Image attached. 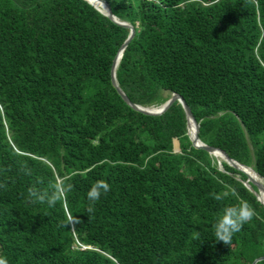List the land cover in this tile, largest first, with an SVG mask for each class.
Returning a JSON list of instances; mask_svg holds the SVG:
<instances>
[{
  "label": "trees",
  "instance_id": "trees-1",
  "mask_svg": "<svg viewBox=\"0 0 264 264\" xmlns=\"http://www.w3.org/2000/svg\"><path fill=\"white\" fill-rule=\"evenodd\" d=\"M107 1L136 29L116 70L131 101L182 95L200 139L264 177V0ZM129 34L88 0H0V256L252 264L264 256L257 186L193 145L180 101L152 115L122 98L111 70ZM61 177L73 185L67 200L40 203ZM101 179L110 191L90 214L87 191ZM229 187L259 218L225 244L213 224L235 200L213 197Z\"/></svg>",
  "mask_w": 264,
  "mask_h": 264
},
{
  "label": "clouds",
  "instance_id": "clouds-1",
  "mask_svg": "<svg viewBox=\"0 0 264 264\" xmlns=\"http://www.w3.org/2000/svg\"><path fill=\"white\" fill-rule=\"evenodd\" d=\"M193 2H195V0H193ZM173 94H176V92ZM188 133L190 136L189 126ZM70 179V177H61L56 179L52 185V191L48 194L41 195L39 197V202L46 203L49 207H55L58 202L66 201L67 195L73 187V185L68 182ZM109 191L110 184L103 179L97 180L94 184H92L90 189L87 191L88 206L86 211L90 214L93 213L96 202L100 200L103 194H107ZM29 193L32 196L37 195V193L31 189H29ZM229 196L234 198L235 203L224 204L215 223L213 224L214 237L225 244L231 243L233 235L239 232L244 224L251 222L254 217L259 218L256 209L252 206V204L247 199L241 197L237 190L233 187H229L228 190L215 194L213 198L217 201H223ZM0 264H8L7 258L0 256Z\"/></svg>",
  "mask_w": 264,
  "mask_h": 264
},
{
  "label": "water",
  "instance_id": "water-1",
  "mask_svg": "<svg viewBox=\"0 0 264 264\" xmlns=\"http://www.w3.org/2000/svg\"><path fill=\"white\" fill-rule=\"evenodd\" d=\"M88 1L90 3H92L93 5H95L92 2V0H88ZM98 1H100L103 4L105 9L102 10L95 5L96 8H98L101 12H103L107 16H109L114 22L121 24L125 27H128L130 29V34H129L128 38L126 39V41L123 43V45L119 49V52L120 51L124 52V50L126 49L128 44L131 42V40L135 36V33H136L135 27L127 21H121V20L117 19V17L113 14L112 7L108 3L107 0H98ZM119 52L115 56L114 61H113V65H112V70H111L112 82H113L114 86L116 87L118 93L122 96V98L130 106H132L134 109L141 111L143 113H146V114L160 115V114L164 113L176 100H179L185 109V112L187 115V120H188V126L190 125L191 122L194 123V126H195L194 127L195 128L194 133L190 135V138L193 142V145L197 148H203V149L207 150L210 154H212L216 157L222 158L223 160L228 162L231 166H233L236 169L245 173L247 176V180H246L247 183L246 184L244 183V184L248 188L252 189L253 191H255V190L253 189L252 185L257 186L258 190L255 191L256 195H257V193L264 191V184L258 178L254 177L252 174H250L248 169H252L257 176H259L261 178H264V177H262L257 171H255L253 169V167L240 163L239 161L233 159L226 150H224L220 147L208 145L200 139V136H199L200 124L197 121V119L195 118V116L192 112V109L190 108L188 102L186 101V99L182 95H180L178 93L173 94L172 97L164 104V106L162 108L157 109V110L149 109V108L144 107V106H140L139 104H136L133 101H131V99L128 97V95L120 87V85L117 81V77H116V70H117V66H118L116 64V59H117ZM218 155H220V156H218ZM244 167H246V168H244ZM260 260H264V256H260V257L256 258L252 264H256Z\"/></svg>",
  "mask_w": 264,
  "mask_h": 264
},
{
  "label": "bare ground",
  "instance_id": "bare-ground-1",
  "mask_svg": "<svg viewBox=\"0 0 264 264\" xmlns=\"http://www.w3.org/2000/svg\"><path fill=\"white\" fill-rule=\"evenodd\" d=\"M92 2H93L98 8H100V9H102V10L105 9L102 3H101V4H102V6H101V4H100L98 1H96V0H92ZM122 54H123V51H120L119 54H118V56H117V59H116V64H117V65H118L119 62H120V59H121V57H122ZM194 127H195V126H194V123L191 122L190 125H189V131H190V134H193V133H194V130H195ZM218 156H220V155H218ZM244 168H246V167H244ZM248 170H249L250 174H252L254 177L258 178V176L255 174V172H254L252 169H248ZM260 198H263V200H264V191L262 192V196H261Z\"/></svg>",
  "mask_w": 264,
  "mask_h": 264
},
{
  "label": "rangeland",
  "instance_id": "rangeland-1",
  "mask_svg": "<svg viewBox=\"0 0 264 264\" xmlns=\"http://www.w3.org/2000/svg\"><path fill=\"white\" fill-rule=\"evenodd\" d=\"M165 104V103H164ZM164 104H161V105H159V106H145V107H147V108H149V109H154V110H157V109H159V108H162L163 106H164ZM190 132V131H189ZM176 144H177V147H178V141L176 140ZM217 161H218V166H219V168H221V169H223V165H222V161H223V159L222 158H220V157H217ZM258 179L264 184V178H261V177H259L258 176ZM244 183L246 184L247 182H246V180H244ZM262 196V192H260V193H257V198L260 200V201H262L263 203H264V200H263V198H260Z\"/></svg>",
  "mask_w": 264,
  "mask_h": 264
}]
</instances>
